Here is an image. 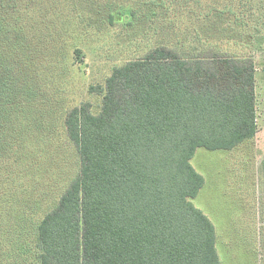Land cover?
I'll return each instance as SVG.
<instances>
[{"label":"trees","instance_id":"16d2710c","mask_svg":"<svg viewBox=\"0 0 264 264\" xmlns=\"http://www.w3.org/2000/svg\"><path fill=\"white\" fill-rule=\"evenodd\" d=\"M125 6L124 28L147 49L91 87L97 111L61 100L52 109L77 170L60 168L38 218L19 216L17 238L29 237L18 264H220L215 228L191 202L204 178L190 159L257 132L256 68L244 48L264 43V0H0V126L23 90L29 111L35 78L68 71L71 27H113Z\"/></svg>","mask_w":264,"mask_h":264},{"label":"rangeland","instance_id":"374dc122","mask_svg":"<svg viewBox=\"0 0 264 264\" xmlns=\"http://www.w3.org/2000/svg\"><path fill=\"white\" fill-rule=\"evenodd\" d=\"M128 8H121V11L126 9L122 11L124 18L113 27L106 26L100 30L94 27L88 30L71 27L69 39L64 41L68 53L63 62L68 66V71H59L55 80L47 73L43 78H35L32 98H29V111L20 104L27 96V91L23 90L17 103L13 104L17 107H12L1 118L2 264H18L19 242L22 244L28 240L29 236L17 238L19 216L24 214L26 217L38 218L53 194L59 191V175H65L60 168L67 169L70 164L73 170L69 171L71 174L77 170V157L67 142L62 114H54L52 109L61 100L64 109L89 102L92 111H97L101 96L91 87L102 85L114 65L139 57L147 49V41L141 32L128 31L123 26L127 22ZM75 48L79 49L78 53ZM244 51L252 55L256 68L257 132L252 139L241 142L231 150L197 148L190 159L193 168L204 178L201 189L191 202L215 228V245L220 264L263 263L264 43L254 50L244 48ZM11 89H14L13 84L7 86V91ZM16 93L14 90V97ZM3 94L7 95L5 88ZM12 95H9V102H14L16 98H12ZM47 98L54 102L49 105L46 103ZM58 110L61 112L62 109Z\"/></svg>","mask_w":264,"mask_h":264}]
</instances>
